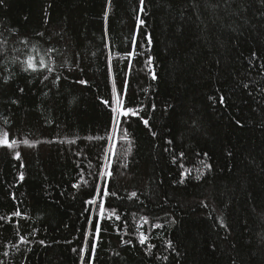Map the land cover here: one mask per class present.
<instances>
[{
	"label": "trees",
	"instance_id": "obj_1",
	"mask_svg": "<svg viewBox=\"0 0 264 264\" xmlns=\"http://www.w3.org/2000/svg\"><path fill=\"white\" fill-rule=\"evenodd\" d=\"M143 8L139 0L0 5V130L17 141L0 147V264H264V2L144 0ZM29 55L52 72L26 71ZM124 79V103L139 115L121 120L126 138L108 140L113 114L103 101L115 106L113 84L120 90ZM101 147L115 153L116 195L107 199L121 219H105L96 241L95 206L85 202L99 185Z\"/></svg>",
	"mask_w": 264,
	"mask_h": 264
},
{
	"label": "snow or ice",
	"instance_id": "obj_2",
	"mask_svg": "<svg viewBox=\"0 0 264 264\" xmlns=\"http://www.w3.org/2000/svg\"><path fill=\"white\" fill-rule=\"evenodd\" d=\"M108 5H111V0H107ZM262 2H264V0H262ZM140 3V11L143 12L144 8V0H139ZM231 3V0H225V5H229ZM4 4V0H0V5ZM195 7V5H193ZM213 7H218V5H213ZM107 18V12L105 13V19ZM140 24H143L144 21L142 19L139 20ZM38 35H43L42 33H38ZM21 43L27 44L28 41L27 39H24L21 41ZM148 43H151V40L149 38ZM50 51L55 52L57 51L56 49H51ZM127 57L129 58H134L137 53L135 51H128L127 52ZM258 59L256 52H252L250 60H249V64L250 66H252V61ZM22 64L26 65L25 70H31L33 72H38L42 69L47 70V73H51L52 69L49 67V65L47 63H45V61L43 59H40L37 61L36 57L29 55L27 57L26 60L24 61H20ZM148 64H151V58H149V60L147 61ZM129 70L131 69V65L128 66ZM260 69L262 72H264V63L260 64ZM127 75V74H125ZM152 78L156 79V75L155 72L153 71L152 73ZM43 79L47 80L48 79V75L45 74ZM6 82V81H5ZM81 84H86L87 81L84 80H80L78 81ZM127 80L124 79L121 81V87L120 90L116 89L115 84H113V97L112 99H114L115 101V106L113 107L110 103L109 100H105L103 101V103L108 106L110 108L112 115V122L114 124V128H113V133L112 135L108 136V140H112L113 136L116 134H121L123 135L125 138L128 136L127 133V129L123 128L121 126V120L123 119L124 123H127V118L129 116H138L139 112L136 109H133L131 107H127L126 104L124 103L123 97H125L127 95ZM240 86L243 87L244 89H248L249 88V84L248 83H244L243 81L240 82ZM21 92L24 91L23 88L20 89ZM217 92L219 93V89H217ZM249 95H251V92H249ZM210 99L215 100V97H210ZM219 102L221 104L225 103V97L223 94L219 95ZM152 109H155V104L152 105ZM166 110V109H165ZM141 120L143 121V123L145 124V126H148V120L144 119L143 117H141ZM8 121H5V124H7ZM240 121L236 120V124L240 125ZM242 126V125H241ZM152 136H156V132L153 131L151 132ZM91 139V138H90ZM96 139L100 140V139H104L103 137H97ZM21 143L23 144H28L27 140H23L21 141ZM167 143L169 145L172 144V140H168ZM15 146H17V141L15 139H11L9 138V132L7 130H0V147H6L9 149H13ZM165 151H168V149L166 148ZM115 155V153L111 150V149H104L103 147H101V151L97 157L98 162L100 160L103 161L102 164H100L99 166V171L97 172L96 176L97 179L99 181V185L93 187V192H92V198L87 200L85 203L88 205H94L95 206V217L93 219H95L96 224L94 226V230L92 232H90V235L93 236L94 240L98 241L100 234H101V225L104 222L105 219H114L119 221L121 219V215L117 213L116 209L114 207H112L111 204L108 203V199L109 197L115 196L116 194L113 192L109 191L108 188V184L110 181V178H112L113 176V172L111 170L112 168V162H111V157ZM205 155H207V153H205ZM229 155H231V153H229ZM179 158H183L184 157V153L180 152L178 154ZM16 158L19 159L20 158V153L16 152ZM177 160V156H173V162L175 163ZM126 166V165H125ZM208 168H211V165H205ZM181 168H183V165H180ZM188 175V171L185 170L183 172H181V179L179 181H177L178 183H184V179L187 177ZM20 179H23V175L21 174ZM84 185L88 184V181L85 180L83 181ZM74 187L76 188H80L81 184H76L74 185ZM138 194L137 192L133 191L130 193L129 199L131 198H137ZM106 206L108 211L106 212ZM86 212H92L93 209H89L86 208L85 209ZM13 216H21V213L19 211H15L12 213ZM2 219V218H0ZM142 219L144 220V223H148V220L146 217H142ZM172 223H175V220L173 219L171 221ZM126 223V221H125ZM221 226L227 228L226 224H223V222H221ZM154 227L156 228H162L163 225L162 224H156L154 225ZM22 242L27 243V241H25L24 237L21 236L20 237ZM149 237L147 235H145V233L140 232L139 233V243L141 245H144L148 242ZM41 244L44 243V241H40ZM125 244H131V240H126L124 241ZM156 246L154 244H148V248L149 250H151L152 248H155ZM167 248L170 249L172 252H175V255L178 257L180 255L179 252L176 251L175 246L173 244V242L171 240H168L167 242ZM73 251H75V249H73ZM5 255H7V253H5ZM95 255V244H93L91 251H90V257H94ZM157 259H162L167 261L168 260V256L164 255V256H158Z\"/></svg>",
	"mask_w": 264,
	"mask_h": 264
}]
</instances>
